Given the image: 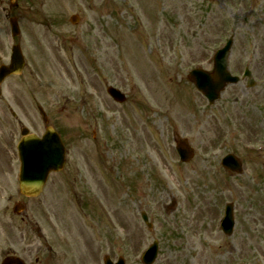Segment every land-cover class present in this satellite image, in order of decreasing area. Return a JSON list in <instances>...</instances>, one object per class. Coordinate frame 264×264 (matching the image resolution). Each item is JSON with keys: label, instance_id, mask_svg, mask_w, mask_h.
Returning a JSON list of instances; mask_svg holds the SVG:
<instances>
[{"label": "rangeland", "instance_id": "rangeland-1", "mask_svg": "<svg viewBox=\"0 0 264 264\" xmlns=\"http://www.w3.org/2000/svg\"><path fill=\"white\" fill-rule=\"evenodd\" d=\"M31 1L35 19L22 22L40 44L21 45L27 70L5 85L0 109L31 112L35 98L61 134L65 165L28 203L25 223L11 204L0 211V254L7 245L28 264H103L105 256L142 264L157 241L154 264H264V153L254 151L264 143V0ZM230 38V73L247 68L258 85H229L210 107L186 75L212 71ZM109 86L126 101L115 103ZM178 139L194 151L188 163L178 160ZM227 154L240 159L241 174L220 166ZM226 203L229 237L216 227ZM36 227L54 247L50 259Z\"/></svg>", "mask_w": 264, "mask_h": 264}, {"label": "water", "instance_id": "water-1", "mask_svg": "<svg viewBox=\"0 0 264 264\" xmlns=\"http://www.w3.org/2000/svg\"><path fill=\"white\" fill-rule=\"evenodd\" d=\"M229 52H230V42L225 46L223 50L218 52V54L216 55L214 71L211 74L201 71H193L189 76L190 80L195 83L197 89L200 92L204 93V95L209 99L210 102H214L215 100L218 99L220 92L224 89L226 85L235 83L237 81L236 78L230 77L229 73L226 70ZM13 70L14 68L3 70V72L0 74V80L11 74ZM108 92L110 95H112V97L116 101L118 102L123 101V98L119 96L118 92H116L115 90L109 89ZM29 148H30V144L28 145L27 142H24V144L21 147H19L21 160L22 162H24L25 165L28 162H30V157L32 155L41 157V155H38L37 152L34 153L30 152ZM51 149H53V147H51ZM181 151L184 160L188 161L190 158V152L187 149H181ZM60 158H61V154L59 151H55L54 154L51 151L48 162L49 167H46L47 169L45 173L48 174L49 171L59 170L62 167V163H60ZM59 163L60 165L57 166ZM226 167L234 171H237L239 169V167L235 165L232 166L228 165ZM40 184H41L40 180L35 181V186L37 188L39 187ZM36 187H34V189H37ZM31 189L32 188L23 186L22 192L28 194V192ZM143 219L144 221H146L147 220L146 216L143 215ZM231 220H232L231 214L229 213L224 225V227L227 225L230 228L229 231H226L227 234H230L231 232V228H232ZM155 252H156V246L154 245L145 257L146 264H150V262L154 259ZM105 264H107V261L105 262ZM117 264H123V263L121 260H119Z\"/></svg>", "mask_w": 264, "mask_h": 264}, {"label": "flooded vegetation", "instance_id": "flooded-vegetation-1", "mask_svg": "<svg viewBox=\"0 0 264 264\" xmlns=\"http://www.w3.org/2000/svg\"><path fill=\"white\" fill-rule=\"evenodd\" d=\"M13 16L15 15H11V17ZM19 16L20 14H18L17 18ZM8 115L11 117V120L14 122V124H16V127L18 128H21L23 124L32 125L33 115L32 113H28L26 109L20 107L0 109V196L1 194L3 196H8L7 200L9 201L11 199L12 193V187L9 179H12L14 175L16 176L18 174L19 164L17 162L16 155H14L15 152L13 151V141L15 139V136L6 127ZM5 145H7L9 149V155L7 156H4L1 153L2 148H4ZM21 221L25 220L21 218ZM31 224L32 222L28 223V225Z\"/></svg>", "mask_w": 264, "mask_h": 264}]
</instances>
